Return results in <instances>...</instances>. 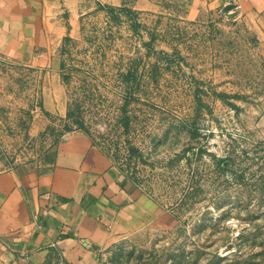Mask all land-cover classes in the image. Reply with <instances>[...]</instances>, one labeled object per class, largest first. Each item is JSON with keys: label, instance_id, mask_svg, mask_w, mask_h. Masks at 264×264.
<instances>
[{"label": "rangeland", "instance_id": "obj_1", "mask_svg": "<svg viewBox=\"0 0 264 264\" xmlns=\"http://www.w3.org/2000/svg\"><path fill=\"white\" fill-rule=\"evenodd\" d=\"M79 8L54 45L56 73L0 53V171L84 131L178 221L123 238L108 264H264V60L253 26L230 2ZM57 83L62 112L45 107Z\"/></svg>", "mask_w": 264, "mask_h": 264}, {"label": "crops", "instance_id": "obj_2", "mask_svg": "<svg viewBox=\"0 0 264 264\" xmlns=\"http://www.w3.org/2000/svg\"><path fill=\"white\" fill-rule=\"evenodd\" d=\"M207 2L215 7L230 2L239 10L255 29L264 60V0ZM79 4L0 0V53L56 73L54 45L68 25L75 26ZM45 107L64 111L60 84L45 87ZM260 121L264 129V114ZM177 222L170 212L156 210L84 131L66 134L53 154L38 162L0 171V264H92L125 237L170 230Z\"/></svg>", "mask_w": 264, "mask_h": 264}, {"label": "built area", "instance_id": "obj_3", "mask_svg": "<svg viewBox=\"0 0 264 264\" xmlns=\"http://www.w3.org/2000/svg\"><path fill=\"white\" fill-rule=\"evenodd\" d=\"M59 264H65V263L60 262ZM92 264H108V260L104 255H102L98 260L94 261Z\"/></svg>", "mask_w": 264, "mask_h": 264}]
</instances>
